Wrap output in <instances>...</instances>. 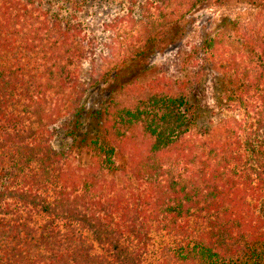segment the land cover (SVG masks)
<instances>
[{"label": "trees", "instance_id": "16d2710c", "mask_svg": "<svg viewBox=\"0 0 264 264\" xmlns=\"http://www.w3.org/2000/svg\"><path fill=\"white\" fill-rule=\"evenodd\" d=\"M92 1L0 0V264H264V0H216L254 5L222 22L237 49L220 28L186 56L215 74L214 122L191 74L139 78L210 0H130L136 44L87 110Z\"/></svg>", "mask_w": 264, "mask_h": 264}, {"label": "rangeland", "instance_id": "374dc122", "mask_svg": "<svg viewBox=\"0 0 264 264\" xmlns=\"http://www.w3.org/2000/svg\"><path fill=\"white\" fill-rule=\"evenodd\" d=\"M128 9L130 0H93L79 13L88 46V57L82 62L78 72L86 90L83 98L87 110L100 109L106 102L115 66L124 58H130V50L133 49L130 48V44H136L133 31L130 30L132 25L130 20L116 19ZM254 12V5L246 1L221 4L219 1L210 0L201 4L186 17L184 37L180 41L160 47L144 61L142 64V69H145L144 75L139 78L146 81L157 75L178 78L191 74L195 80L191 91L192 104L198 107L208 106L206 120L214 122L224 118L228 115L227 112L217 110L213 99L216 95L213 83L215 74L205 70L207 66H201L202 52L189 62L185 61L186 56L193 53L191 50L199 46L204 39L214 36L220 28L224 29L225 43L232 49H237V38L222 26V22L231 19L242 23L251 20ZM101 200L105 206L108 205L109 201L105 198Z\"/></svg>", "mask_w": 264, "mask_h": 264}]
</instances>
